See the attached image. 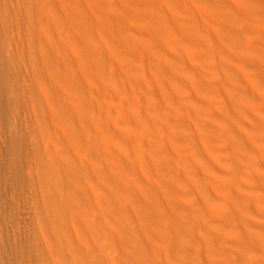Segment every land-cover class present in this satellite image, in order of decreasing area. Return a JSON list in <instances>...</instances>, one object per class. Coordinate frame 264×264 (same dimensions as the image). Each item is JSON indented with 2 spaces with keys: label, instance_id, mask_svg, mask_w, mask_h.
I'll return each instance as SVG.
<instances>
[{
  "label": "bare ground",
  "instance_id": "bare-ground-1",
  "mask_svg": "<svg viewBox=\"0 0 264 264\" xmlns=\"http://www.w3.org/2000/svg\"><path fill=\"white\" fill-rule=\"evenodd\" d=\"M39 10L54 29L45 48L62 52L55 53L56 62L72 81L89 83L87 65H99V58L100 66L108 64L92 73L108 94L98 93L100 85L98 91L76 88L65 76L80 98L74 111L87 123L76 130L84 135L80 139L78 132L82 144L74 139L68 145L70 155H77L70 169L53 144L48 149L51 206L57 212L74 209L76 218L64 223L69 248L60 246L53 264H71L72 257L77 264H218L216 256L232 264H254L258 257L264 262V0H44ZM42 57V73L62 72L50 62L52 72ZM141 89L148 101L145 95L131 97ZM47 102L52 115L58 104ZM164 175L171 181L161 188ZM68 180L80 185L84 202L65 194ZM68 232L80 236L72 242ZM127 244L133 248L126 256Z\"/></svg>",
  "mask_w": 264,
  "mask_h": 264
},
{
  "label": "rangeland",
  "instance_id": "rangeland-1",
  "mask_svg": "<svg viewBox=\"0 0 264 264\" xmlns=\"http://www.w3.org/2000/svg\"><path fill=\"white\" fill-rule=\"evenodd\" d=\"M20 1L21 0H10V1L9 0L8 1L0 0V264H49V263L53 264L54 261L55 260L57 261V259H58L57 255H56V250L59 249L60 246L64 249L69 248L68 245H67V247L65 246L68 243L66 242V240H64L66 238H63V235H62L64 233V231L66 230L65 228H63V226H66V225H64V223L65 224H67V223L74 224L73 222H75L76 218L74 217V211L75 210L73 208H72L73 212H71L72 213L71 214L70 212L67 213L64 211L57 212V210H54L55 209V208H53L54 206L53 207L51 206V202H52L51 199L53 197V195H52L53 194V190H52L53 188L51 189L46 184V181H45L46 180V178H45L46 177V175H45L46 174L45 164L48 162L47 158L49 156L48 154H50V153H48V151H49L48 149H51V147L49 145L53 144L51 146H52V149L55 148V150H53L55 155L59 159L62 158V159H60V161L63 162V164L66 168L69 166L67 169H70V165L74 164L73 162H74V159L76 160L75 157H77V155L75 156V154L73 155V153H72V155H70V152L68 151V148H69L68 145L69 144L71 145L73 143L74 139H75L74 143L78 139L79 144H82L80 142L81 141L80 139H82V136H84V135L81 134L82 132H79L76 130H79V128H77L78 124L81 125V123L84 124V122L86 124L87 119H86V117L81 115L79 112L74 111L75 106L79 107V105H80L79 104L80 98H78L79 96L75 95V92L73 90H71V88L68 87V85L72 81V78H70L68 75H66L67 70L63 69L65 67H62L64 65H62L60 60L56 62V58L59 59V57L62 56V52L61 51L59 52L57 49H55L56 52L53 53L54 50H52L53 48L50 50V46H49L50 44L48 45L49 47L47 49L45 48V47H47V43H49L48 33H51V31H53L54 29L50 30L49 27H47L44 24L43 18H46L47 14L46 15L42 14V12H43L42 10L40 13L39 8H40V6H43L44 0L43 1L42 0H26V1H28L27 3L25 0H22V2H20ZM27 4H28V6H27ZM39 4H40V6H39ZM22 5H25V6H23V8H22ZM36 5H38L39 7ZM18 9H20V11ZM25 10H26V13L24 15L22 14V16H21L20 14L24 13ZM17 14H18V16H17ZM27 14H28V16H25ZM23 16H25L24 19H23ZM44 16H46V17H44ZM20 18H22V19H20ZM21 20H23V21H21ZM191 20L193 21V24H194V20L192 18H191ZM19 21L22 23L20 24ZM40 21H42L43 23ZM38 22H40V24ZM37 23H38V25H37ZM43 26L45 27V30L43 29L44 28ZM40 28H41V31L39 30ZM46 28H48V29L46 30ZM25 29L27 31V35H24ZM34 29L36 32H34ZM30 30H31V33H30ZM57 30H59V28H57ZM63 31L64 30H61L62 35L65 34V33H63ZM45 32L46 33L48 32L47 35ZM67 32L69 33V31H67ZM38 33H40L41 38L38 36L39 35ZM43 33H45V35ZM68 33L65 35H69ZM69 36H67V37H69ZM71 36L69 37L70 39L72 38ZM24 37L26 38V40ZM38 38L42 41L41 42L42 46L44 45L45 49H43V48L42 49L45 51V54L43 53L44 51L40 49L41 47L39 48V46H37L38 43L40 42L39 40H37ZM73 38H77V37L74 36ZM73 38H72V40L74 41ZM201 38L205 41L206 47L211 46V44H207L208 33H203L201 35ZM78 45H79V43H78ZM78 45H75V46H77V48H79L80 50L83 49L81 47H84V49H85V46H80L81 44L79 46ZM25 50L27 52L24 54L23 52H25ZM39 52H42L43 55H42V53H39ZM49 52H52V54H50ZM63 53L65 54V50H63ZM40 54L42 56L46 55L47 58L46 57L45 58H46V60L47 59L49 60V62H48L49 65L51 64L50 62H52V64H55L54 67L56 68L57 67L56 64H58V67H57V69H55V71H58V68L60 67L61 68L60 71H62V72H60V71H59L60 73L55 72L54 69H52L54 67H52V64H51L50 65L51 71L53 70L55 72L52 75L53 77H51V74H52L51 72H49L51 74L46 72L48 75H46V73H42L40 68L38 67L39 65H37V64H39L38 58L40 60V58L42 57V56L40 57ZM47 54H49V55H47ZM53 54L55 56H53ZM10 55H12V56H10ZM9 56L12 58H10ZM51 57L52 58L54 57V58L51 59ZM98 57L95 56V58H97V60H98ZM42 59H43V57H42ZM42 59L40 62L41 64H43ZM52 60H54V61H52ZM101 61H102V59H101ZM97 63L99 65H94L93 68L91 65H87V67L91 66L90 69H89V67L86 68L87 70H89V72L86 71V73H88V74H86V73L85 74L93 82L92 81L90 82L89 81L90 79L88 80L89 83H87V82L84 83L82 79H81L82 81L79 79L80 81L78 82L77 76L76 77L74 76L75 78H77V79L74 78L77 81H72L73 83H71V84H74V86H76V88H79L80 87L79 84H80V85H82L81 87L83 90L85 88L86 89L88 88L89 90L92 89L94 91H98L97 89H100L98 93L102 94L104 92L102 95L107 93V92H105V90H103L104 89L103 84L105 82L103 83V81H99L100 84H99V82L96 83V81H97L96 78L93 79V77H95V74L92 75V73L94 71L95 72L97 71L96 75H98L97 73H99L100 70L103 69L108 64L103 63V65L100 66L102 64V63L100 64V58H99ZM104 64H106V65H104ZM44 65L46 66L47 64L44 63ZM50 68H48L49 71H50ZM93 69H94V71H93ZM104 69H106V67ZM65 70H66V72H65ZM263 71H264V69H263ZM90 72H91V74H90ZM27 74H28V76H27ZM89 75H91V76H89ZM24 76L28 77V81H27V78H25ZM54 76H55V78H54ZM65 76L66 77L68 76L70 78V83L67 82L69 78H66ZM71 77H72V75H71ZM48 78H49V80H48ZM63 78H64V80H63ZM41 79L43 82L46 80L44 83L41 81V85L43 87H41V85H40ZM52 79H54L55 81ZM59 80H61V81L63 80L62 81L63 84H64V82H67L68 83V84L66 83L67 86L60 84L61 81H59ZM23 81H25V82H23ZM57 82H58V84H56ZM75 82H78V83H75ZM95 83H96V85H95ZM101 83H102V86H101ZM59 84L62 85L61 89H62V87L66 86V87H64V89L66 91L63 89H62L63 91L60 90L58 87ZM39 85H40V87H39ZM97 85L98 86L100 85V87H98ZM146 86L144 87V89L146 90V92H148L150 89L148 88V86L147 87ZM94 87L95 88L98 87V88L95 90ZM118 87L119 86L116 85L117 89H119ZM39 88H40V91H39ZM146 88H148L149 90L147 91ZM45 89H47V90H45ZM67 89L69 92L72 91V92H70V93H72L71 94L72 96L67 95V93H68ZM144 89H141L142 90L141 92H136L134 94L131 92H135V91L131 90L130 91L131 97L132 96L134 97V95H136V94H138L137 96H140V95L144 96L146 94ZM87 90H85V92ZM44 91H45V93H44ZM117 91H120V89ZM117 91L115 89V92L114 91L113 92L117 93ZM150 91H152V90H150ZM46 93L48 94V96H46L47 95ZM118 93H120V92H118ZM44 94H45L44 98L48 97V99L45 98L46 101L44 100V98H42L43 96H40V95H44ZM59 94H60V96H59ZM73 94H74V96H73ZM148 94H150V93L148 92L147 95ZM75 96H78V97H75ZM93 96H94V94H93ZM143 96H141V97L143 98ZM87 97H86V100L89 101L91 99L90 94H89V97L88 98ZM145 97L147 98L148 96H146V95L144 96V99H142V100H144L143 102L148 101L145 99ZM169 97H171V96H169ZM49 99L52 102H56V103H54V106L58 104L55 107L56 110H53V109H55L54 106L52 105L53 103L49 105V106L52 105V107H53V109L51 108V110H53L52 115H51V113H48V112H51L50 110L49 111L46 110L47 109L46 107L48 106L47 100H49ZM149 99H150L149 101H151L152 97ZM38 100H40V102ZM143 102H142V104L147 105L146 103H143ZM148 104H149L148 106L152 105V101L149 102ZM48 108L50 109V107H48ZM60 108L62 111L59 110V112L54 113V112L58 111L57 109H60ZM65 109L68 111H66ZM76 110H77V108H76ZM47 114H50L51 118L53 120L50 119V121H49V119L47 118ZM61 117H63V118H61ZM55 118H57L59 120L56 119L57 122H55L54 121ZM81 118H82V120H81ZM84 118H85V120H83ZM67 119H69V120H67ZM42 121L44 122V126L45 127L47 126L46 128H47L48 133L46 132V130L44 131L42 129V127H43ZM58 121L61 123H59ZM66 121H67V123H66ZM79 121H81V122H79ZM72 125H74V126H72ZM49 126H51V127H49ZM73 127H75L74 130H73ZM91 130L94 132L93 128ZM42 131H43L44 135H42V133H41ZM53 131H54V133H53ZM50 132H52L51 135H50ZM58 132L60 135H58ZM78 132H79V136H81V138L78 136ZM55 135H56V138H54ZM44 136L46 138L49 137V138H47V140H50V141H47L46 138H44ZM56 139L59 142L56 143V141H57ZM59 139H61L62 141ZM59 143L61 144L62 147L60 146ZM54 144H56V145H54ZM44 150H45V152H44ZM64 152H66V154H64ZM65 155H67V157H65ZM63 156L66 158V160ZM67 162H68V165H67ZM257 174H259V173L257 172ZM150 180L153 183L157 182L155 177L150 178ZM216 180L220 181V179H216ZM169 181H171V177L166 178L164 175L163 186L161 188L167 187V183ZM158 182H159V180H158ZM67 183H69V184H67ZM66 184H67V187L65 189L66 190L65 194L67 193V195H68L70 193L69 194L70 196H71V194L73 195V197L75 195V197H76L75 199H80V202L85 201V199L83 200V198L81 196H79L80 195V192H79L80 187L77 188L78 186H80L79 184H76L77 186H74L75 184H73V185L71 184V186H72L71 187L69 180L66 182ZM75 187L78 190L75 189ZM67 190H68V192H67ZM73 191H77L78 195L76 194V192H73ZM71 192H73V193H71ZM77 196H79V197L77 198ZM142 198L144 199L143 196H142ZM86 202H87V200H86ZM47 206H49V207H47ZM50 210H51V212H49ZM53 210H54V212H53ZM73 218H75V219H73ZM63 219H64V221L62 222ZM254 220L257 221V219H254ZM76 222H77V220H76ZM126 222H128V221H125V223ZM54 223L57 224L56 229L54 228L55 227ZM78 224H79V222H78ZM78 224L76 223V225H75L76 228L79 226L82 227V225H78ZM80 224H82V222H80ZM125 225H127V223ZM181 226H183V225H181ZM181 226L179 227L180 229H181ZM79 229H80V227L77 228V230H79ZM80 230H82V229H80ZM68 233H69V237H71V239H72V242L75 239H77V237L80 236L79 234H76L75 232H73V234L71 232H68ZM125 235L128 237L127 234H125ZM67 236H68V234H67ZM49 237H51V238H49ZM127 237H125L126 240H128ZM48 239H50L49 240L50 242H48ZM179 239H180L179 242H181L183 240L181 237L177 238V240H179ZM191 240L192 239L190 238V241ZM62 241L64 242V244ZM48 243H50V244L48 245ZM60 243H61V245H60ZM193 244H192V246L195 248V246ZM47 245H48V248L51 245L52 249H51V247L48 249ZM130 245L131 244H129V245L127 244L128 247L125 246V249H123V252L127 253V251H128V253H129V250H131L133 248L132 245L131 246ZM53 247H55V249ZM193 247H192V249H193ZM49 250L54 255L53 257L51 256L52 254L50 253ZM128 253L126 254V256L128 255ZM55 255H56L57 259H56ZM214 256H215V254H214ZM54 257H55V259L53 260ZM157 257L159 260V256H157ZM157 257L155 256L156 259H157ZM72 258L74 259V257H72ZM72 258L69 260V262H73L71 264H75L76 259L73 260ZM155 258L152 260V263H158L157 262L158 260H156ZM64 260L65 259H63V261L61 260L59 264H61V262H64ZM215 260H216V262H218V264H232L233 263L230 261L231 259H226V258H222V257L219 258L218 256H216ZM244 264H248V262H246V263L244 262ZM254 264H264V262L261 263V260L258 257L256 263H254Z\"/></svg>",
  "mask_w": 264,
  "mask_h": 264
}]
</instances>
